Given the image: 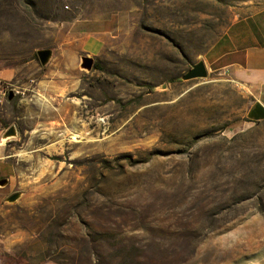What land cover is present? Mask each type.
Instances as JSON below:
<instances>
[{
  "label": "rangeland",
  "instance_id": "obj_1",
  "mask_svg": "<svg viewBox=\"0 0 264 264\" xmlns=\"http://www.w3.org/2000/svg\"><path fill=\"white\" fill-rule=\"evenodd\" d=\"M263 7L0 0V64L25 70L1 83L18 91L2 132L20 134L0 173V264H264V120L222 57L232 22ZM200 60L209 77L181 80Z\"/></svg>",
  "mask_w": 264,
  "mask_h": 264
},
{
  "label": "crops",
  "instance_id": "obj_2",
  "mask_svg": "<svg viewBox=\"0 0 264 264\" xmlns=\"http://www.w3.org/2000/svg\"><path fill=\"white\" fill-rule=\"evenodd\" d=\"M79 25L84 33H97L86 22ZM223 41L222 57H225L223 68L234 82L254 94L255 100L250 109L254 113L253 119L264 120V7L233 21ZM24 73L21 65L11 66L3 61L0 64V87L3 81L19 83L23 80ZM3 101L4 98L0 96V103ZM258 104L260 106H257ZM2 106L3 104H0V110ZM4 132L0 126V173L11 164L7 160L11 157L7 142L1 140Z\"/></svg>",
  "mask_w": 264,
  "mask_h": 264
},
{
  "label": "water",
  "instance_id": "obj_3",
  "mask_svg": "<svg viewBox=\"0 0 264 264\" xmlns=\"http://www.w3.org/2000/svg\"><path fill=\"white\" fill-rule=\"evenodd\" d=\"M37 55H38L40 64L43 66H46L51 62L53 55H54V50L51 48H41V49H38ZM82 60H83V64H82L83 67L88 68V69L94 68L95 59L93 57L84 56ZM208 77H209V70H208L207 64L205 60H200L196 63H193L191 65V68L180 76V79L183 81H191L195 79H206ZM169 87H170L169 82L165 81L159 85H156L154 87V90L165 91V90H168ZM19 134H20V131H19L18 126L16 124H12L4 132V134L1 137V140L3 142H9L14 139H17L19 137ZM9 184H10L9 176H5L0 179V188H5ZM23 194L24 193L22 191H16L6 198V202L15 203L23 196Z\"/></svg>",
  "mask_w": 264,
  "mask_h": 264
},
{
  "label": "built area",
  "instance_id": "obj_4",
  "mask_svg": "<svg viewBox=\"0 0 264 264\" xmlns=\"http://www.w3.org/2000/svg\"><path fill=\"white\" fill-rule=\"evenodd\" d=\"M10 89H11L12 92H18L14 88H10L9 86L1 85V87H0V96L2 98H5L7 96V94L9 93Z\"/></svg>",
  "mask_w": 264,
  "mask_h": 264
},
{
  "label": "trees",
  "instance_id": "obj_5",
  "mask_svg": "<svg viewBox=\"0 0 264 264\" xmlns=\"http://www.w3.org/2000/svg\"><path fill=\"white\" fill-rule=\"evenodd\" d=\"M257 106H260V105L258 104ZM249 118H250V120H254V119H253V118H254V113H253L252 110H251L250 113H249Z\"/></svg>",
  "mask_w": 264,
  "mask_h": 264
},
{
  "label": "bare ground",
  "instance_id": "obj_6",
  "mask_svg": "<svg viewBox=\"0 0 264 264\" xmlns=\"http://www.w3.org/2000/svg\"><path fill=\"white\" fill-rule=\"evenodd\" d=\"M70 120H72V119H70ZM71 123H74V122L72 121Z\"/></svg>",
  "mask_w": 264,
  "mask_h": 264
},
{
  "label": "flooded vegetation",
  "instance_id": "obj_7",
  "mask_svg": "<svg viewBox=\"0 0 264 264\" xmlns=\"http://www.w3.org/2000/svg\"><path fill=\"white\" fill-rule=\"evenodd\" d=\"M96 65V64H95Z\"/></svg>",
  "mask_w": 264,
  "mask_h": 264
}]
</instances>
